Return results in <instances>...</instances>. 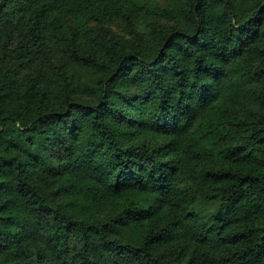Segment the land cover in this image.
Returning a JSON list of instances; mask_svg holds the SVG:
<instances>
[{
    "label": "trees",
    "instance_id": "16d2710c",
    "mask_svg": "<svg viewBox=\"0 0 264 264\" xmlns=\"http://www.w3.org/2000/svg\"><path fill=\"white\" fill-rule=\"evenodd\" d=\"M0 264H264V0H0Z\"/></svg>",
    "mask_w": 264,
    "mask_h": 264
}]
</instances>
